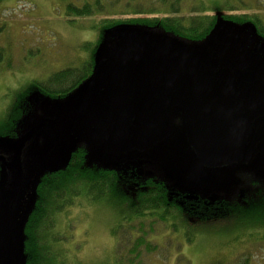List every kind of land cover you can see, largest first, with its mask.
<instances>
[{
    "label": "flooded vegetation",
    "instance_id": "af4514ba",
    "mask_svg": "<svg viewBox=\"0 0 264 264\" xmlns=\"http://www.w3.org/2000/svg\"><path fill=\"white\" fill-rule=\"evenodd\" d=\"M199 15L218 23L190 38L162 33L204 53L196 60L180 52L179 79L165 73L158 59L175 57V51H155L157 33L139 32L120 39L119 55L93 64L77 85L40 93L43 110L34 126L44 124L21 146V176L12 198L19 178L12 168L16 152L0 154L6 230L22 233L24 253L30 232L43 229L53 243L59 215L72 226L77 219L71 210L86 208L77 209L76 201L90 203L106 193L116 216L114 257L134 236L128 231H214L234 215L264 206V16L232 22L208 8ZM225 23L241 31L211 39ZM127 66L130 78L110 85L107 76ZM27 132L2 137L19 140ZM90 183L97 191L90 192ZM74 186L81 191L74 193ZM61 195L70 203L58 209ZM246 223L245 229L264 231L260 215Z\"/></svg>",
    "mask_w": 264,
    "mask_h": 264
},
{
    "label": "rangeland",
    "instance_id": "374dc122",
    "mask_svg": "<svg viewBox=\"0 0 264 264\" xmlns=\"http://www.w3.org/2000/svg\"><path fill=\"white\" fill-rule=\"evenodd\" d=\"M96 2L100 3L102 9H98L95 5L92 16L79 17L72 10L69 11L71 4L82 7L86 3L96 4ZM139 4L142 5L143 11L151 13L153 8L157 9L162 3L160 0L141 2L6 0L3 2L0 5V46L5 53V61L0 68V131H5L3 136L8 133L9 135L26 133L36 122L43 110L42 98L36 82H43L53 73L67 67L84 70V66H88L85 63L89 61L94 49L98 53L94 61L100 62V58L112 50L118 33L115 30L102 31L95 26L102 19L121 16L122 13L128 14L122 16L126 19L142 17L134 15ZM199 5H206L212 14L216 13L213 8H218L228 14H237L240 19L247 16H264V0H199V2L182 0L178 15L187 17L197 15L193 10L199 8ZM228 5L234 9H229ZM161 10H166V7H162ZM155 16L157 14L152 17ZM159 16L163 17V15ZM8 62H11V65ZM16 101L28 106L25 113L20 114L21 118L18 117L12 126L13 123L8 122L7 114L9 107ZM38 102L39 105H36ZM0 154L9 155L2 148ZM78 190L81 191V188L76 186L75 193ZM81 196L85 200L84 192ZM80 201H76L79 202L76 203V208H86L71 210L72 217L77 219L71 221L72 226L70 222L66 225L68 221L64 220L62 215L58 216L60 227L55 229L53 243L50 244L53 252L60 255L64 250L62 256L67 258L66 264H125L128 256L125 250L126 248L131 250L135 244H130L128 241L127 244L130 245L122 246L124 250L118 257H114L112 231L116 216L112 205L106 200L100 201V204L92 203L94 201L89 203L88 200L81 205ZM72 206H66L65 212H68L69 207ZM83 223H87V226L83 227ZM83 228H86L87 232ZM214 229L219 233L218 235L214 232L205 233L202 230H192L182 236L179 230H138L139 235L147 232L149 244L138 245L136 252L139 256L130 255V260L133 261L127 264H244L247 259L250 261L246 264H264V242L244 241V247L234 256L232 252L221 254L226 247L235 249V246L228 242L233 240L235 234L232 232L236 227L233 221L225 220ZM44 233L45 230L38 229L29 234L27 252L35 249L37 241L35 239L32 242V240L37 236L42 240L47 239L45 243L49 244V237ZM8 234L7 264H26L28 254L24 253L22 233L17 229H10L7 236ZM133 234L138 235L134 232ZM30 237H32L31 241H29ZM37 240L39 241V238ZM40 243L44 242L40 241ZM148 245L151 249H148Z\"/></svg>",
    "mask_w": 264,
    "mask_h": 264
},
{
    "label": "trees",
    "instance_id": "16d2710c",
    "mask_svg": "<svg viewBox=\"0 0 264 264\" xmlns=\"http://www.w3.org/2000/svg\"><path fill=\"white\" fill-rule=\"evenodd\" d=\"M6 0H0V5L5 2ZM130 1H135V2H141L142 0H130ZM182 0H160V2L162 3L160 7H157V9L153 8L152 11L154 12H145L142 10V5H138L136 7V11L134 13V15H138V16H142V17H135L132 19H126V18H122V16L127 13H122L123 15L121 16H116V17H112V18H105L102 19L98 25H96L95 27H98L99 29H102V31H108V30H112V29H118L119 27H121L122 25H133L134 27H138V28H142L145 30H149L151 32H161V31H172L175 34H178L180 36H184L186 38H190V37H194L196 36L195 34L199 31H204L206 30L210 25H214L216 23H218L217 21H206V17H202L201 15H199L200 12H203L206 7L199 5V8H194L193 13L195 12V14L197 15H190L189 17L187 16H179L178 14L180 13V4H181ZM199 2V0H197ZM95 5L98 9H102V6L100 5L99 2H96V4H90V3H86L84 6L80 7V6H76V5H69V11L72 10V12L77 15V16H92L94 14L95 11ZM166 7V10H161V8ZM202 7V8H201ZM229 9H234L232 7H230L228 5ZM221 12V13H219ZM155 17H152L153 15H156ZM216 15L220 16H226L230 19V21L232 20V22H237L240 20V17H238L237 14H228L226 11H221V10H216ZM128 15V14H127ZM159 15H163V17H160ZM96 58V52L95 49L94 51H92L91 53V57L89 59V61H86L85 64H88L87 69L84 66V70H81L77 67H67L65 69H62L60 71H57L55 73H53L47 80L43 81V82H36L37 84V89L38 91L41 93H45V94H50L52 92H60L62 91V89H69V86H73V85H77V83H79L83 78L87 77V73H89V71H91L92 69V65L96 63V61H94ZM5 61V53H4V49L0 46V68L1 65L4 63ZM9 65H11V62H8ZM14 105V106H13ZM12 106L9 107V112L11 111V113H15L12 116L8 117V122L9 123H13L16 122V120L18 119V117H20V114L25 113V109L27 108L28 105H25L22 102L16 101V103L14 102ZM16 111V112H15ZM17 113V114H16ZM5 131H0V136H3V133ZM93 178H90V180ZM93 180H91L92 182ZM93 183H90V188L92 189L90 192L93 191V188L95 187L94 185H92ZM76 188V186H74ZM67 191L69 188L66 186L65 187ZM81 188V186H80ZM75 190V189H74ZM73 190V192L75 193V191ZM95 190L97 191V187H95ZM107 193L105 194V196L107 197ZM105 196L101 195L99 197L94 196V198H92L91 201H94L92 203L95 202H100L105 199ZM62 197L58 196V209L64 207L66 205V203L68 201L67 198H65V200H60ZM99 204V203H98ZM264 206L261 204H258L256 206L251 207L248 211L245 212H240L239 214L234 215V220H233V225L234 227H236V230H233L232 233H234V237L233 240H231L230 242H228L229 244H233L235 246L234 250H231V248H225L222 250V253H227V252H232L233 256L235 253H237V251L239 249H241L242 247H244L243 242L244 241H259L261 239H264V231H261L259 229H255V226H249V228L245 229L247 225L246 221H249L250 223L253 222L254 219L259 218V215L261 217V220L264 221ZM233 216V215H232ZM230 216V217H232ZM245 222V223H244ZM264 225V224H263ZM205 231V233H209L210 232H214V234H219L216 230L215 231H210V230H202ZM201 231V232H202ZM33 232V231H32ZM114 232V231H113ZM128 232H136V234H138L137 236H132L128 238V240L130 241V244H135V246L130 250L128 248H126V254H128L127 259H129L128 261L124 262L125 264L127 263H131L133 261L130 260L131 257L130 255L134 256V257H138V253L136 252V249L139 246H141V244H149L148 237L147 236V232L143 233L142 235H139V232L137 231H128ZM182 233L180 234L182 235H187L188 232H192V230H182ZM31 233V232H30ZM203 233V232H202ZM130 234V233H129ZM33 237V236H32ZM32 237H30V240L32 239ZM37 238H39L40 240H42L39 236H37ZM37 238H33L32 242L36 239L37 244L36 247H34L35 249H33L31 252H27L28 254V258L26 261V264H66L65 260L67 258H64L62 255L65 252L63 249L62 252H60L61 254L59 255V253H55L53 252L51 245L47 244V243H43L41 244L40 242H38ZM190 239V238H189ZM44 240V239H43ZM135 240V241H133ZM132 241V242H131ZM43 242V241H42ZM130 244H126V245H130ZM128 247V246H126ZM136 247V248H135ZM147 247H149L148 249H151V247L148 245ZM240 247V248H239ZM135 248V249H134ZM27 249H28V243H27ZM128 250V251H127ZM218 252V253H220ZM132 253V254H130ZM117 259V258H115ZM248 261H250V259H247L245 261L244 264L248 263ZM72 264V263H71Z\"/></svg>",
    "mask_w": 264,
    "mask_h": 264
},
{
    "label": "water",
    "instance_id": "95a60500",
    "mask_svg": "<svg viewBox=\"0 0 264 264\" xmlns=\"http://www.w3.org/2000/svg\"><path fill=\"white\" fill-rule=\"evenodd\" d=\"M119 29V30H118ZM116 29H112V30H108V31H117V41L114 44L112 50L107 53L106 55L102 56L100 58V62H96L95 65H99L101 63H104L105 60H107L110 56H113L115 53L117 55H119V53L117 52L119 50V46L118 43L120 41V39L122 38H126V36L131 35L132 33H139V32H150V33H157L155 34L154 41H156L152 46L153 49L155 51H157L158 49H164V48H172L173 51H175V53L177 54L175 57H171L170 59H166L165 56H158L159 61L161 62L165 73H170V74H174V78L175 79H179V76L176 75L178 74L179 71V63H180V52L184 51L182 55H185L189 58H195L200 59L201 57L204 56V53L198 52V51H193L192 49H190L187 45L183 44L180 41L177 40H168L165 39V37L162 35L163 31L161 32H151L149 30H145L142 28H138V27H134L133 25H122L121 27ZM233 31L236 33H239L241 30L234 24L231 23H225L220 25L212 34L211 39H215L219 36H222L223 34L229 32V31ZM150 36V35H149ZM98 55V53H96V56ZM129 73H130V68L127 66L121 70H116L111 72L108 76L107 79L109 81L110 85H113L116 80L122 76H126L128 78L129 77ZM204 78V76H203ZM110 88H108L105 92H107ZM104 92V93H105ZM44 103V101L42 100V104ZM41 104V105H42ZM39 105V102L38 104ZM44 124V122H39L38 124H36L35 126L33 125L31 127V129L27 132V134H25L23 137L21 136V139H10L9 137H0V148H2L5 151H15L16 152V157H15V161L14 164L12 165L13 169H16L18 171V179L16 182V189L10 194L8 195L9 198L14 197V195L16 194L17 191V186L19 184V179L21 176V158H20V153H21V146L22 144L27 141L38 129L39 127H41ZM18 140V141H17ZM217 152L219 153L220 150H217ZM5 160V159H4ZM4 179L0 184V264H7V241L9 236H7V230H6V225H7V218H8V214H9V207L8 205H6L3 202V196L5 195V182H6V170H5V166H4ZM7 254V255H6Z\"/></svg>",
    "mask_w": 264,
    "mask_h": 264
}]
</instances>
